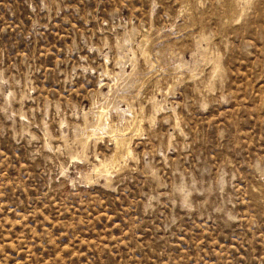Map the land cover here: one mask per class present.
<instances>
[{
  "label": "rangeland",
  "instance_id": "1",
  "mask_svg": "<svg viewBox=\"0 0 264 264\" xmlns=\"http://www.w3.org/2000/svg\"><path fill=\"white\" fill-rule=\"evenodd\" d=\"M0 264H264V0H0Z\"/></svg>",
  "mask_w": 264,
  "mask_h": 264
}]
</instances>
